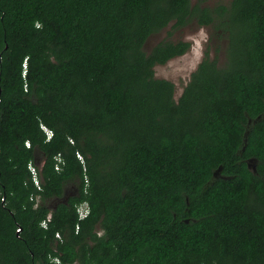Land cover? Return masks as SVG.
<instances>
[{
    "label": "trees",
    "instance_id": "1",
    "mask_svg": "<svg viewBox=\"0 0 264 264\" xmlns=\"http://www.w3.org/2000/svg\"><path fill=\"white\" fill-rule=\"evenodd\" d=\"M0 264H264V0H0Z\"/></svg>",
    "mask_w": 264,
    "mask_h": 264
},
{
    "label": "rangeland",
    "instance_id": "2",
    "mask_svg": "<svg viewBox=\"0 0 264 264\" xmlns=\"http://www.w3.org/2000/svg\"><path fill=\"white\" fill-rule=\"evenodd\" d=\"M193 2L199 1L203 5H214L218 3H228L230 0H192ZM169 26L162 29L160 32L152 34L147 39L144 49L149 51L151 47L159 40L169 36L172 40H185L191 43L190 48L182 55L169 59L165 64L156 65L154 67V76L156 78L167 79L174 83V99L177 101L184 86L187 84L190 74L194 71L198 63L204 56V51L207 44H212L214 47L218 46L219 50L215 52L213 48L210 49L209 54L211 57L217 56L219 63L223 62V52L221 47L224 45L222 38L208 39L209 29L205 26H198L195 22L173 30L171 34L168 33ZM253 165V162L250 163ZM98 234L101 230L97 229Z\"/></svg>",
    "mask_w": 264,
    "mask_h": 264
},
{
    "label": "built area",
    "instance_id": "3",
    "mask_svg": "<svg viewBox=\"0 0 264 264\" xmlns=\"http://www.w3.org/2000/svg\"><path fill=\"white\" fill-rule=\"evenodd\" d=\"M41 127L45 130V133H46L47 139H48L51 136V134H52L51 131H50V129H48L47 127H45L43 125ZM26 145L28 146L29 143L26 142ZM76 155H77V157L79 159L82 160V156H81V154L79 152H76ZM56 159H57V164L55 165V168L58 169L59 168V163L60 162L62 163L63 161H62V159H61V157L59 155L56 156ZM28 167H29V169L31 171V174H32V178L34 180V183L39 188V180H38L37 171L35 169V166L33 164L29 163ZM79 214H80V218H82L83 216H85L86 212L83 209H79ZM56 235L58 236V234H56Z\"/></svg>",
    "mask_w": 264,
    "mask_h": 264
},
{
    "label": "clouds",
    "instance_id": "4",
    "mask_svg": "<svg viewBox=\"0 0 264 264\" xmlns=\"http://www.w3.org/2000/svg\"><path fill=\"white\" fill-rule=\"evenodd\" d=\"M79 209H83L85 212H87L86 205L83 204Z\"/></svg>",
    "mask_w": 264,
    "mask_h": 264
},
{
    "label": "water",
    "instance_id": "5",
    "mask_svg": "<svg viewBox=\"0 0 264 264\" xmlns=\"http://www.w3.org/2000/svg\"><path fill=\"white\" fill-rule=\"evenodd\" d=\"M248 166L250 167V163H248ZM253 170H254V166L253 167H251Z\"/></svg>",
    "mask_w": 264,
    "mask_h": 264
}]
</instances>
